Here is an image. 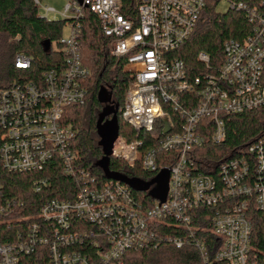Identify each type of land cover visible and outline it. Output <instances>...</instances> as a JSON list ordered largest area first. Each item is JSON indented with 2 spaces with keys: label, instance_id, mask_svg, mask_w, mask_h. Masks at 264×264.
I'll use <instances>...</instances> for the list:
<instances>
[{
  "label": "built area",
  "instance_id": "2783aa9c",
  "mask_svg": "<svg viewBox=\"0 0 264 264\" xmlns=\"http://www.w3.org/2000/svg\"><path fill=\"white\" fill-rule=\"evenodd\" d=\"M209 1L66 4L61 14L71 31L60 40L64 61L36 80L0 89V163L8 172L36 174L35 192L51 181L42 175L49 168L75 185L70 197L43 202L38 220L18 218L15 239L0 240V264H27L25 257L33 254L43 256L46 264H122L131 250L163 243L180 248L191 241L204 264H264V238L261 248L252 246L251 218L253 207L264 212V132L245 152L222 160L217 172L200 169L206 160L199 152L226 139L230 115L264 109V0H216L228 5L225 11L243 12L250 30L241 39L224 41L218 65L199 52L200 68L193 77L176 53ZM34 3L41 6V0ZM84 8L99 19L110 39L109 52L125 59L124 71L131 76L122 116L135 138L128 141L119 133L111 160L130 169L140 165L155 173L152 178L168 168L165 201L120 181L100 180L78 162L76 131L65 116L70 106L84 105L88 94L90 70L79 40ZM15 65L28 69L31 59L17 54ZM21 206L22 201L3 198L0 190V229L10 228L4 217ZM200 218L209 219L217 242L208 240L207 233L198 236V229L205 230L194 224ZM167 228L189 237L168 234Z\"/></svg>",
  "mask_w": 264,
  "mask_h": 264
},
{
  "label": "trees",
  "instance_id": "16d2710c",
  "mask_svg": "<svg viewBox=\"0 0 264 264\" xmlns=\"http://www.w3.org/2000/svg\"><path fill=\"white\" fill-rule=\"evenodd\" d=\"M252 2L253 0H236ZM218 1L210 0L202 13L194 31L177 51L176 55L182 58L191 76L197 74L199 61L197 54L206 52L211 62L219 64L222 57V47L226 39H241L250 30L247 18L243 12L219 11ZM68 20L49 19L41 16L39 7L34 0H0V89L13 83L36 80L44 71L52 69L64 61L61 51L62 31ZM79 40L83 63L90 70L87 81V99L84 105L70 106L66 110L65 122L76 131L73 148L78 162L92 171L100 180L106 178L98 161L103 156L97 133L98 114L104 107L99 100L101 87L111 92V104L118 106L119 133L128 141L135 138L131 125L124 121L122 113L125 94L131 76L124 71L125 59L114 57L108 50L110 39L107 38L99 19L88 9L84 8ZM48 42L50 44L48 45ZM55 44V47H54ZM17 54H24L31 59V67L18 68L15 65ZM227 136L221 144H206L199 150L206 164L200 166L205 173L217 172V166L226 157L245 152L248 145L264 132V109H256L240 114L230 115L226 119ZM214 168V169H213ZM110 169L129 177L150 180L155 173L145 172L140 165L130 169L121 162L111 160ZM215 174V173H214ZM42 175L51 176V181L41 192H35L34 181L36 174L12 173L6 171L0 163V190L3 198H16L23 202L8 217L10 228L0 229V240L15 239L19 228V217L24 221L38 220L39 208L47 199L68 198L69 189L75 185L73 179L61 175L57 170L49 168ZM71 187V188H70ZM143 196L142 193L136 192ZM197 212H209L208 209H199ZM253 223L252 246L262 247L264 238V212L253 207L251 210ZM194 224L205 230L198 229V236L207 233L211 242L217 238L211 232L209 219L195 221ZM174 227V225H167ZM168 234L189 237L180 231L166 229ZM200 234V235H199ZM27 264H46L43 256L28 255ZM122 264H204L198 249L192 241L178 248L170 243H163L157 248L131 250L124 256Z\"/></svg>",
  "mask_w": 264,
  "mask_h": 264
},
{
  "label": "water",
  "instance_id": "95a60500",
  "mask_svg": "<svg viewBox=\"0 0 264 264\" xmlns=\"http://www.w3.org/2000/svg\"><path fill=\"white\" fill-rule=\"evenodd\" d=\"M82 4L83 0H78ZM50 42H48V45ZM99 100L104 104V107L98 114L97 133L100 137L99 144L102 147L103 156L98 161L99 167L102 169L105 178L120 181L135 191H149L152 198L160 201H165L168 192V183L170 171L168 168H163L151 180L145 181L137 177H129L110 169L111 154L114 142L119 136L118 124V106L114 107L111 104V92L106 87H101L99 91ZM166 122L167 120L164 119ZM165 131H168L166 129Z\"/></svg>",
  "mask_w": 264,
  "mask_h": 264
},
{
  "label": "rangeland",
  "instance_id": "374dc122",
  "mask_svg": "<svg viewBox=\"0 0 264 264\" xmlns=\"http://www.w3.org/2000/svg\"><path fill=\"white\" fill-rule=\"evenodd\" d=\"M71 0H41V6H39V13L41 16L47 17L49 19H60L63 20L64 17L61 14L66 6V4ZM44 6H49L54 8V11L47 13L44 9ZM228 5L225 2H221L218 5L219 11H225L227 9ZM71 31L69 21L65 24L62 35L63 37H67ZM55 47V44H54Z\"/></svg>",
  "mask_w": 264,
  "mask_h": 264
}]
</instances>
